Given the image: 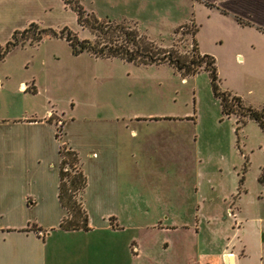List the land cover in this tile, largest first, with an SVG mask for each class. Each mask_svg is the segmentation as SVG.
I'll return each instance as SVG.
<instances>
[{"label":"rangeland","instance_id":"374dc122","mask_svg":"<svg viewBox=\"0 0 264 264\" xmlns=\"http://www.w3.org/2000/svg\"><path fill=\"white\" fill-rule=\"evenodd\" d=\"M79 1L87 12L93 13L84 7V0ZM165 4L171 12L181 9L180 14L140 13L136 14L138 19L93 14L136 28L163 50H171L188 60L196 59L199 50L198 44L194 46L196 34L191 33L196 24L193 15L173 27L177 19L188 17V2L175 4L166 0L164 8ZM57 18L55 25L46 27L56 31L67 27L81 39L95 40V34L79 25L75 12L66 5ZM203 32L206 35L208 29ZM229 42L224 38L222 44L211 42L210 47L218 55L214 56L220 89L236 93L246 105L258 108L264 102V49H243L245 58L239 60L229 55ZM4 73L14 78L32 75L37 92L32 87L29 90L32 94L23 105L37 114L46 109L48 116L59 120V124L65 121L79 142L93 143L103 136L125 135L127 167L135 172L127 177V188H132L137 196L142 194L145 202L167 190L175 199L189 201L190 208L177 203L173 211L178 219L192 223L193 209L198 207L193 205V197H197L201 251L209 253L231 236L232 218L226 210L230 202L231 213L236 209L243 221L241 233L248 241L246 264H264V186L257 180L264 164V132L252 119L237 126L235 115L227 117L221 113L206 71L183 76L166 62L143 65L118 57H96L86 51L74 54L65 37L49 34L38 43L26 42L12 49L0 60V74ZM18 102L16 99L15 103ZM150 114L177 121L129 124V120ZM123 121L127 122L125 128ZM57 129L62 137L60 150L66 153V148H71L64 138L65 128ZM132 130L137 133L131 134ZM141 153L148 155L139 158ZM78 168L80 171L79 162ZM68 172L69 176L75 174L71 167ZM84 191L82 199L80 192L77 194V204L87 217L101 218L113 212L125 217L131 213L130 207L97 205L86 198ZM142 209L150 215L154 208ZM63 215L65 222H79L84 213L64 208Z\"/></svg>","mask_w":264,"mask_h":264},{"label":"crops","instance_id":"0c3cea01","mask_svg":"<svg viewBox=\"0 0 264 264\" xmlns=\"http://www.w3.org/2000/svg\"><path fill=\"white\" fill-rule=\"evenodd\" d=\"M171 1L188 2V17L177 19L173 27L192 14L198 25L196 40L201 54L217 57L211 42L222 44L224 38L231 40L229 55L239 60L245 58L243 49H264V0ZM164 2L84 0L83 5L98 16L138 19L136 14L140 13L180 14L181 9L171 12L166 4L164 8ZM63 6L62 0H0V44L30 23L39 27L55 25ZM238 18L250 23L241 24ZM32 87L36 93L32 75L14 78L12 74H0V264H246L248 241L241 233L243 221L236 209L231 213L230 202L226 210L232 218L231 236L209 253L201 251L197 197H193V205L198 207L193 209L192 223L178 219L173 211L177 203L190 208L189 201L175 199L167 190L145 202L142 194L137 196L127 188V177L131 172L135 174L127 167V137L107 135L99 142H79L69 125L65 121L59 124L46 109L40 114L26 109L23 101L32 94ZM164 117L150 114L129 120V124L177 121ZM122 123L125 128L127 122ZM58 126L65 128L64 138L86 174V198L97 205L130 207L129 216L115 212L101 218L88 216L85 230L71 229V220L65 222L59 198L62 137ZM149 207L154 208L150 215L142 209Z\"/></svg>","mask_w":264,"mask_h":264},{"label":"trees","instance_id":"16d2710c","mask_svg":"<svg viewBox=\"0 0 264 264\" xmlns=\"http://www.w3.org/2000/svg\"><path fill=\"white\" fill-rule=\"evenodd\" d=\"M64 5L69 7L76 14L79 25L87 27L96 38L92 42L87 38H79L78 35L67 27L56 31L53 28L39 27L36 23L21 31H14L11 38L4 44H0V60L16 47L38 43L45 35L65 37L72 48V53L79 54L86 51L96 57H118L124 61L140 63L143 65L160 64L166 62L176 69L181 75L189 76L198 73L199 70L206 71L209 76L212 93L219 100L221 113L224 116L235 115L236 125L245 123L246 119L254 120L264 132V102L260 107L255 108L246 105L241 96L228 90H222L219 86V77L216 68V60L210 54H201L196 51V59H187L185 56L163 50L146 36L139 34L136 28H131L123 22H115L111 19H99L93 13L87 12L79 0H62ZM241 24L250 22L238 18ZM198 25L194 24L191 33L196 34ZM190 33V31H187ZM197 46V43L194 46ZM264 150V148H263ZM78 158L74 152L68 150L63 153L60 150V185L59 198L63 208L84 213L82 220L75 222L71 220V229H86L87 216L84 210L81 212L77 204V194L80 192L81 199L86 179L82 171L77 168ZM69 167L74 168L75 174L69 176ZM77 170V171H76ZM66 176L68 179L66 180ZM259 183L264 186V164L257 177ZM78 205V206H76ZM62 226L64 224L62 220Z\"/></svg>","mask_w":264,"mask_h":264},{"label":"built area","instance_id":"2783aa9c","mask_svg":"<svg viewBox=\"0 0 264 264\" xmlns=\"http://www.w3.org/2000/svg\"><path fill=\"white\" fill-rule=\"evenodd\" d=\"M70 150L69 148H66V151Z\"/></svg>","mask_w":264,"mask_h":264}]
</instances>
